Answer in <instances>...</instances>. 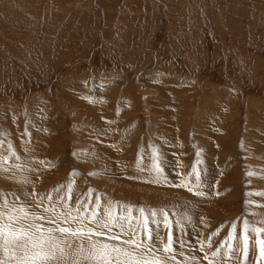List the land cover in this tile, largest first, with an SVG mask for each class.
Segmentation results:
<instances>
[{"label":"rangeland","instance_id":"rangeland-1","mask_svg":"<svg viewBox=\"0 0 264 264\" xmlns=\"http://www.w3.org/2000/svg\"><path fill=\"white\" fill-rule=\"evenodd\" d=\"M5 199L100 218L111 204L154 248L169 231L173 239L190 229L201 239L194 264H228L235 245L239 264L248 249L258 264L264 0H0V205Z\"/></svg>","mask_w":264,"mask_h":264},{"label":"snow or ice","instance_id":"snow-or-ice-1","mask_svg":"<svg viewBox=\"0 0 264 264\" xmlns=\"http://www.w3.org/2000/svg\"><path fill=\"white\" fill-rule=\"evenodd\" d=\"M141 157L142 153L138 155L136 167L143 171ZM151 159L150 171L159 177L163 170L156 150L152 151ZM196 179L199 181L198 173ZM149 182L161 181L154 179ZM180 186L187 187L189 192H193V188L188 187L183 180ZM68 188L70 193L71 183ZM31 195L37 194L33 192ZM195 195L203 197L206 193L196 190ZM38 208H42V211L34 210ZM110 208L111 204L106 209L105 217L100 218L95 210L91 215H86L79 210L73 213L63 206L50 204L43 207L41 202L17 205L9 204L5 199L0 205V264H171L177 261L171 231L167 242L163 243L162 247L154 248L145 242L144 233L141 234L142 238L139 241L135 238V233L131 231L130 218L121 217L118 220L119 210L113 215ZM129 209L131 210V206ZM139 211L146 226L148 216L144 215L143 208ZM161 212L167 225L169 214L164 210ZM151 215L157 216V211L152 210ZM124 219H128L129 222L127 230L122 222ZM235 227L233 224L232 228ZM117 228L120 232L114 231ZM248 228V222L245 220L241 233L245 250L248 244L246 235ZM253 230L256 233H264V228ZM232 235L230 231L229 236ZM75 239H79L80 243L73 248L69 241ZM148 239L150 240V234ZM257 243L260 245V255L264 257V239H258ZM201 247L203 248V245ZM212 255L215 256L216 253ZM208 264L213 262L209 260Z\"/></svg>","mask_w":264,"mask_h":264},{"label":"bare ground","instance_id":"bare-ground-1","mask_svg":"<svg viewBox=\"0 0 264 264\" xmlns=\"http://www.w3.org/2000/svg\"><path fill=\"white\" fill-rule=\"evenodd\" d=\"M107 82V81H106ZM186 96V95H185ZM189 96V95H188ZM190 99V98H189ZM188 102V101H187ZM186 103V102H185ZM189 103V102H188ZM186 113H184V114H181L182 116H183V118H184V115H185ZM188 114H190V112L188 113ZM178 117H179V115H178ZM187 118H188V116H187ZM192 118V117H191ZM183 121V120H182ZM187 124V123H186ZM189 124V123H188ZM184 126V125H183ZM186 141V140H185ZM60 153V152H59ZM133 193V192H132ZM210 212L212 213V214H219L220 215V211H218V210H216V211H214V212H212V210H210ZM157 225V224H156ZM154 226V225H153ZM153 226L151 227L150 226V228H152L153 229V235H155V234H159V233H162L161 232V230H162V226H159V227H157V228H153ZM188 228H190V227H188ZM197 235L198 236V233L197 232H195V231H191L190 229L189 230H187V231H180V230H176V231H174L173 232V241L175 242L173 245V247H174V251H175V255H176V257L177 258H182V260L183 261H186V260H188V261H190V262H192L191 264H194V262H193V260L191 259V258H196V254H197V251L196 250H198L197 249V247H198V244H200V241H198L197 242V240H199L200 239V236H198L197 238L195 237V235ZM180 235V236H179ZM158 237V236H157ZM157 237H153V239L155 240V244L156 245H159L158 244V240H159V238H157ZM151 238V237H150ZM263 238V237H262ZM201 240V239H200ZM210 241V240H209ZM233 242V241H232ZM234 243V242H233ZM161 244V243H160ZM155 245V246H156ZM201 245V244H200ZM199 245V246H200ZM227 245V244H226ZM235 245V244H234ZM239 245H241V244H239ZM205 246V245H204ZM160 247V246H159ZM234 248H232L231 249V253H230V255H231V257H234V258H232V260H228V261H230L228 264H239V261H237V256H236V253H237V250H239V249H237V245H235V246H233ZM242 248V247H241ZM202 249V248H201ZM204 249V248H203ZM209 250V249H208ZM249 251L248 252H250V253H248V252H245L244 253V258L246 259L245 261V263H247V264H249L248 262H249V258L250 257H253V254H254V252L252 253L251 251H253V250H250V249H248ZM244 251V250H243ZM221 252H223V250H221ZM243 253V252H242ZM171 254V253H170ZM240 254H241V252H240ZM247 254H250L251 256L250 257H248V256H246ZM256 254H258V252H255V255ZM198 256H200V255H198ZM197 256V257H198ZM258 256V258H259V261H258V264H264V257H262L260 254H258L257 255ZM217 257V256H216ZM220 257V256H219ZM199 258V257H198ZM204 258V257H203ZM248 258V259H247ZM255 258V257H254ZM242 259V258H241ZM256 259V258H255ZM207 261V260H206ZM211 261H213V260H211ZM215 261V260H214ZM253 261H254V259H253ZM198 264V263H197ZM202 264V263H201ZM207 264V263H206ZM214 264V263H213ZM216 264H221V262L220 263H216ZM223 264H224V262H223ZM226 264V263H225ZM257 264V263H256Z\"/></svg>","mask_w":264,"mask_h":264}]
</instances>
